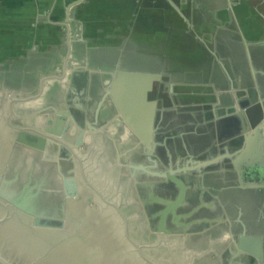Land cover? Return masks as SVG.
I'll return each instance as SVG.
<instances>
[{"label":"rangeland","instance_id":"rangeland-1","mask_svg":"<svg viewBox=\"0 0 264 264\" xmlns=\"http://www.w3.org/2000/svg\"><path fill=\"white\" fill-rule=\"evenodd\" d=\"M224 3L230 29L209 47L229 58L226 75L249 79H220L212 50L179 17L162 18L172 27L160 45L146 34V47L132 38L112 53L70 50L64 68L24 48L0 53V198L23 204L56 241L74 240L80 264H264L252 250L264 237L252 215L264 205V0ZM121 55L130 71L154 76L99 77ZM168 169L181 198L159 174ZM238 186L259 196L243 198Z\"/></svg>","mask_w":264,"mask_h":264},{"label":"crops","instance_id":"crops-1","mask_svg":"<svg viewBox=\"0 0 264 264\" xmlns=\"http://www.w3.org/2000/svg\"><path fill=\"white\" fill-rule=\"evenodd\" d=\"M222 2L223 4L218 7L214 6L216 0H0V53L4 48H24L20 54L55 56L58 60L62 59L64 68L69 61L70 50L80 51L81 55L79 56L82 58L85 57L84 53L92 48H106L107 53H112L111 50L114 48L122 49L135 46L136 42L132 38L140 42V45L136 47H146L149 46V44H145L146 34L153 40L151 46L160 45L161 32L172 27L164 25L165 28L162 29L161 20L162 18L164 20L165 17L168 20L171 18L178 20L179 17L178 21L183 22L188 37H193L195 42H199L210 50L213 44L210 45L208 40L211 41L220 36V32L221 36H225V31L230 29L229 25L224 24L225 3L224 0ZM233 17L238 23L240 22L241 15H236V11H234ZM244 18L246 19V16ZM251 20L253 19L249 16V21ZM255 29L252 34H256ZM137 31H141V35H136ZM168 31L171 32L170 28ZM117 39L120 40V43H117ZM211 50L210 52L215 58L213 57L214 61H210V63L217 67L215 70H219L222 74L220 79L225 77L251 78L248 76L250 71L245 77H237L233 74V76H229L232 72L230 66L227 65L229 58L227 60L218 59L219 52ZM61 51L62 53L64 51V55L61 54ZM233 59L236 61L234 56ZM111 61L115 67L120 65V68L96 70L99 77L108 75L113 79L116 72L120 73V77H128L130 73H141L144 75L138 76V78L144 80L147 75L149 78V75L151 77L155 73L153 71H130L128 67L122 65L125 63L123 55L114 57ZM233 64L237 66L238 63L234 62ZM113 65L112 67H114ZM245 68L247 72L246 63ZM85 69L86 67L83 66V70ZM258 190L257 187L245 186L233 189L243 198H254L258 195ZM246 201L252 202V200ZM260 202L257 200L256 210L252 215L256 216L255 223H259L260 228L264 230V210H262L264 205L262 207ZM234 223H240L242 230L243 228L245 230V220L238 219ZM243 233L245 232L243 231ZM220 236H222L221 232L218 234V240H220ZM224 238L222 240H225ZM244 238L242 237V239ZM259 240L255 246H253V242L249 243H251V247L253 246V253H259L264 258V237L260 236ZM228 250L226 253H228L227 256H230ZM231 250L233 251V249Z\"/></svg>","mask_w":264,"mask_h":264},{"label":"water","instance_id":"water-1","mask_svg":"<svg viewBox=\"0 0 264 264\" xmlns=\"http://www.w3.org/2000/svg\"><path fill=\"white\" fill-rule=\"evenodd\" d=\"M173 6L175 7V5H173ZM175 8H177V7H175ZM119 74L120 73H118V72L114 73V78H115V76H117ZM132 74H133V76H136V77L144 75L141 73H132ZM114 78L112 79V83L114 82ZM109 91H114V86ZM46 135H44V136H46ZM148 135L151 138L150 130L148 132ZM42 137H43V135H42ZM143 143L147 147L148 152L146 154H147L148 158H150L149 155H151L152 147L149 146L148 142H146V141H143ZM58 145L63 146V143L58 142ZM70 153H68V154L71 155ZM143 167L144 166H142V169H145ZM174 172H176V170L168 169L167 172L159 173V174H161L162 176H166L168 179L174 181L175 183H177L179 185V187H180V198H181V196L183 195V189L184 188H183L182 183L179 180H177L176 178H174V176H172V174ZM152 173H155V172H152ZM70 178H71V180H73V176ZM22 205L23 204H19V203L10 204V203L5 202L3 199L0 198V207L2 208V210L0 211V216L3 217L2 221H0V225H3V226L5 225V227L7 228V229H5L4 232L9 233V232L14 231V233L16 234L14 239L16 241H17V239L20 240V237H23L24 239H21V242H27L28 243V245H24V249L27 251V253L25 254L26 256H25L24 254H22L21 252L14 249L13 247H11L10 245H8L7 243H5L4 241H2L0 239V264H38L37 262L30 259V257L32 255H34L38 258L37 255L40 254L39 251L37 252L34 250L35 249L34 247H38L40 249H42V248L47 249V247L48 248L51 247V251L53 250L54 254H59V256L61 258H63L64 260H66L67 262H74L72 260L71 255H65L64 253L61 252V251H68V249L65 246L66 244H64V243L68 242L67 245H69L70 241L72 243H74V240L69 239V238H63L62 241H59V240L56 241V238L54 236L51 239L50 236H47V233L44 232V230H46L45 229L46 223L41 224V222H39V218L35 217L34 214H33V216H31L29 214V213H31V211L25 212ZM164 212L162 213V216H163ZM12 216H14V218L12 220H9V218ZM161 221H162V217H161ZM10 226L13 229H9ZM160 227H161V223H159V228ZM5 237L9 238L11 236H5ZM63 241H66V242H63ZM51 242L54 243L55 245L50 246L49 244ZM57 242H59V245L56 244ZM29 245L32 247L31 249L29 248L30 247ZM15 247L17 249H21L19 245L15 246ZM48 261L50 262L49 264L55 263V262H51L50 260H48Z\"/></svg>","mask_w":264,"mask_h":264},{"label":"flooded vegetation","instance_id":"flooded-vegetation-1","mask_svg":"<svg viewBox=\"0 0 264 264\" xmlns=\"http://www.w3.org/2000/svg\"><path fill=\"white\" fill-rule=\"evenodd\" d=\"M1 210H2V208L0 207V211ZM2 218L3 217L0 216V221H2ZM13 218H14V216L10 217L9 220H12ZM5 229H7L5 227V225L4 226L0 225V239L2 241H4L5 243H7L8 245H10L11 247H13L14 249H16L19 252H21L22 254L24 253V255H25L27 253V251L25 249L24 250L22 248L21 249H17L15 246L19 245V246L22 247L24 245H28V243L27 242H21V239H24L23 237H20V240L17 239V241H16L14 239V237L16 236L14 231L8 233V232H4ZM9 229H13V228L10 226ZM5 236H11V237H9V238L7 237L6 238ZM56 244L59 245V242H57ZM49 245L50 246H54L55 244L51 242ZM29 248L31 249L32 247L30 246ZM34 248H35L34 249L35 251H37V252L39 251V253H40L39 255H37L39 259L36 256H34V255H32L30 257V259H32L33 261L37 262L38 264H49L50 262L48 260H50L51 262H55L54 264H76V263H74L75 261L74 262L65 261V263H63V258H61L59 256V254H54L53 250L51 251V247L50 248L47 247V249H45V248L44 249L43 248L40 249L38 247H34Z\"/></svg>","mask_w":264,"mask_h":264},{"label":"bare ground","instance_id":"bare-ground-1","mask_svg":"<svg viewBox=\"0 0 264 264\" xmlns=\"http://www.w3.org/2000/svg\"><path fill=\"white\" fill-rule=\"evenodd\" d=\"M47 236H49L48 234H47ZM50 238L52 239L53 238V236H50ZM63 242H66V241H63ZM65 244V243H64ZM70 244H71V241H70ZM74 244V243H73ZM66 246V248L68 249V251H61L62 253H64L65 255H71L72 256V260L73 261H75V263H77V264H80L79 263V261L78 260H80V258L78 257V254H77V252L74 250V249H72L70 246H68L67 244L65 245ZM75 247V246H74ZM20 248H22L23 250H24V246H20ZM70 249V250H69ZM22 251V250H21ZM24 254V253H23ZM69 257V256H68Z\"/></svg>","mask_w":264,"mask_h":264}]
</instances>
